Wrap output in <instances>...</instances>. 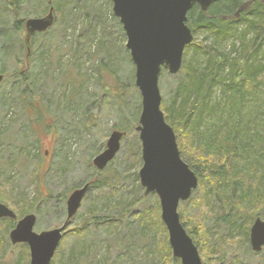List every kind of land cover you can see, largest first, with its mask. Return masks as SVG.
<instances>
[{"label": "rangeland", "instance_id": "rangeland-1", "mask_svg": "<svg viewBox=\"0 0 264 264\" xmlns=\"http://www.w3.org/2000/svg\"><path fill=\"white\" fill-rule=\"evenodd\" d=\"M14 3L18 6L15 15ZM46 4L47 0H0V203L12 209L17 219L34 214L33 229L39 233L62 226L68 196L88 184L77 213L62 232L57 252L61 261L54 264H171V250L169 257L160 249L166 236L168 242L167 231L165 235L155 230L151 221L149 225L145 221V212L149 219L155 216L157 195H144L140 185V141L137 126L131 128V123L137 120L138 101L141 111V96L136 86L131 87L134 65L125 61L129 55L126 36L112 14V3L60 0L57 8L52 3L53 26L34 34L29 51L20 53L26 50L24 22L45 16L50 6ZM21 20L22 25L15 30L14 23ZM196 40H203V36L197 35ZM98 42L102 47L95 51ZM107 49L109 57L101 51ZM114 50H121L122 56L113 59ZM185 57L184 52L182 61ZM175 75L167 71L160 74L159 89L165 103L172 99ZM21 88L23 96H19ZM119 89L123 96L118 97ZM19 98L25 104L33 99L35 106L45 104L52 127L40 129L42 125L36 124L37 134L32 132L27 118L32 110L27 104L24 111ZM242 103V110L249 106L246 99ZM112 131L124 133L120 148L99 171L92 160L105 149ZM20 149L21 156L13 165ZM27 154L31 160L25 159ZM106 177L109 185L90 188V183ZM141 195L144 199L137 202ZM217 207L200 209L190 200L178 206L184 222L200 216L210 241L218 237L228 241L224 246L210 242L214 249L209 254L202 249L203 243L197 244L202 263L264 264V249L250 255L248 239L247 244L233 242L242 231L217 221ZM17 212L24 214L20 217ZM262 212L264 208L257 215L264 218ZM14 223L16 220L0 219V264H29L28 247L9 240ZM236 224L244 227L246 223L237 220ZM75 229H81L79 236L73 234Z\"/></svg>", "mask_w": 264, "mask_h": 264}, {"label": "trees", "instance_id": "trees-1", "mask_svg": "<svg viewBox=\"0 0 264 264\" xmlns=\"http://www.w3.org/2000/svg\"><path fill=\"white\" fill-rule=\"evenodd\" d=\"M52 3L57 8L60 0H47L48 9ZM16 7L14 3L13 15L17 13ZM187 17L193 40L185 48V61L175 75L172 99L167 103L162 100L161 109L166 122L173 128L182 160L198 179L197 188L189 200L200 209L218 206L217 221L239 230V233L242 231V236L233 242L247 244L252 218L264 208V0H215L206 11L195 6ZM22 23V20L16 21L15 30ZM200 34L203 40L197 41L196 37ZM101 47L102 43H96L98 50L95 51H100ZM25 51L19 50L20 53ZM101 51L109 57L110 50ZM120 56L121 50H114L112 58ZM125 61H131L128 54ZM131 87L134 88L135 84L132 83ZM117 91L118 97L123 96L121 89ZM24 92L21 88L19 96H23ZM245 99L249 106L242 110ZM19 100L24 111L27 104L32 110L33 114L27 115L32 132L37 134L34 129L36 124L42 125L37 126L40 129L52 127L47 120L45 104H36V107L34 99L28 100L27 104L22 98ZM136 106L137 120L131 123L134 129L138 125L139 101ZM218 106L220 110H215ZM21 153L22 149L12 161L13 165ZM137 156L139 159L138 153ZM25 159H30L28 154ZM100 179L90 183V188L109 185V178ZM195 193L198 196L192 197ZM1 195L3 193L0 192ZM143 199L141 195L137 202ZM154 205L155 216L149 219V214L145 212L148 217L145 221L147 225L151 221L155 230L159 229L166 235L157 197ZM17 213L20 217L24 214ZM200 219V216L191 217L184 222L180 216L181 223L197 247V244L203 243L202 249L209 254L214 249L210 247V242L220 243L221 246L227 244L225 237L210 241ZM237 220L246 223L244 227L241 224L237 226ZM202 224L204 226V221ZM80 231L75 229L73 234L79 236ZM246 248L250 255L260 254L251 251L249 241ZM58 249L51 264L61 261V253L57 256ZM160 249L170 257L167 236ZM69 259L67 257L66 261L70 262ZM170 259L171 264H180L178 259Z\"/></svg>", "mask_w": 264, "mask_h": 264}, {"label": "water", "instance_id": "water-1", "mask_svg": "<svg viewBox=\"0 0 264 264\" xmlns=\"http://www.w3.org/2000/svg\"><path fill=\"white\" fill-rule=\"evenodd\" d=\"M112 14L118 18L126 36L125 47L134 65V84L141 96V111L136 131L140 141L142 165L138 171L144 195L155 193L159 200L160 219L172 256L180 264H202L197 246L180 221L178 206L197 188L198 179L179 153L173 128L161 109L159 77L162 70L175 75L182 66L185 47L193 40L187 25V13L196 4L206 11L214 0H110ZM54 22L53 7L43 17L25 21V44L30 37L49 29ZM3 75L0 74V84ZM124 133L112 131L105 149L92 163L101 171L120 148ZM88 184L75 189L66 200V220L62 226L39 233L33 230L36 216L27 214L17 220L8 206L0 203V219L16 220L9 232L12 244H26L29 264H50L62 232L77 213ZM249 244L258 253L264 247V218H255L249 229Z\"/></svg>", "mask_w": 264, "mask_h": 264}, {"label": "bare ground", "instance_id": "bare-ground-1", "mask_svg": "<svg viewBox=\"0 0 264 264\" xmlns=\"http://www.w3.org/2000/svg\"><path fill=\"white\" fill-rule=\"evenodd\" d=\"M214 1H215V0H214ZM212 3H213V2H212ZM212 3H211V4H212ZM195 6H198V5L196 4ZM195 6H193V8H194ZM198 7H199V6H198ZM193 8H192V9H193ZM199 8H200V7H199ZM208 8H209V7H208ZM208 8H207V9H208ZM192 9H191V10H192ZM191 10H190V11H191ZM190 11H189V12H190ZM189 12H188V13H189ZM188 13H187V15H188ZM202 264H203V263H202Z\"/></svg>", "mask_w": 264, "mask_h": 264}, {"label": "flooded vegetation", "instance_id": "flooded-vegetation-1", "mask_svg": "<svg viewBox=\"0 0 264 264\" xmlns=\"http://www.w3.org/2000/svg\"><path fill=\"white\" fill-rule=\"evenodd\" d=\"M257 217H259V216H257ZM257 217H255V218H257ZM255 218H254V219H255ZM259 218L263 219L262 217H259ZM254 219H253V221H254ZM253 221H252V222H253Z\"/></svg>", "mask_w": 264, "mask_h": 264}]
</instances>
